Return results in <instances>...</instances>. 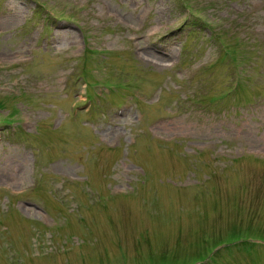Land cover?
Masks as SVG:
<instances>
[{"label":"rangeland","instance_id":"374dc122","mask_svg":"<svg viewBox=\"0 0 264 264\" xmlns=\"http://www.w3.org/2000/svg\"><path fill=\"white\" fill-rule=\"evenodd\" d=\"M0 264H264V0H0Z\"/></svg>","mask_w":264,"mask_h":264},{"label":"bare ground","instance_id":"6f19581e","mask_svg":"<svg viewBox=\"0 0 264 264\" xmlns=\"http://www.w3.org/2000/svg\"><path fill=\"white\" fill-rule=\"evenodd\" d=\"M118 148V147H117Z\"/></svg>","mask_w":264,"mask_h":264}]
</instances>
